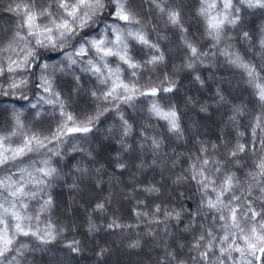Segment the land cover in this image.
Returning <instances> with one entry per match:
<instances>
[{"label":"snow or ice","instance_id":"1","mask_svg":"<svg viewBox=\"0 0 264 264\" xmlns=\"http://www.w3.org/2000/svg\"><path fill=\"white\" fill-rule=\"evenodd\" d=\"M143 2L153 5L165 27L171 26L178 34L175 48L182 51L183 60L173 63L171 72L163 69L168 67L173 50L166 51L160 43L168 36L137 11L134 0H10L5 8L14 13L15 25L11 39L0 47V129H5L0 130V264H30L29 253L56 242L69 230L52 220L57 208L53 190L73 173L80 179L104 171L103 164L92 169L83 163L95 159V150L82 144L88 143L106 114L118 121L106 130L118 138L114 167L137 170L130 174L132 187L125 197L138 193L154 199L164 196L162 181L168 169L159 158L168 155L164 152L166 141H181L186 134L191 135L172 102V95L179 91L176 77L180 72H191L203 87L206 81L199 69L217 67L218 57H223L224 66L238 70L253 107L243 100L235 102L217 86L214 102L227 107L217 139L196 135L195 152L176 154L171 150L176 155L172 168L181 163V156L187 161V168L176 175L172 185L194 182L199 194L195 211L182 203L179 210L168 208L163 201L153 203L151 212L144 211L145 201L136 199L139 207L135 215L151 217L153 223L163 225L164 255L158 264H264V25L246 30L249 16H264V0H198L196 22H202L203 29L199 33L185 26L184 0ZM153 34L157 39L151 38ZM238 41L248 45L245 52L237 48ZM253 48H258L255 61L246 58ZM53 55L60 59L52 61ZM65 74L74 82L67 98L59 87ZM152 74H156L155 79ZM85 76L94 79L92 87L82 86ZM73 93H86L94 108L75 110ZM10 97L24 105L4 107V99ZM141 99L148 101L145 119L162 122V132L150 123L137 128L126 111H136ZM185 102L191 103L193 98ZM200 111L206 113L208 107L201 105ZM249 115L251 119L242 124V118ZM145 150L153 156L151 165H145L141 158ZM73 154L82 159L65 172L63 164ZM245 157L252 161L247 171ZM145 167H160L162 180L139 182L137 176ZM100 183L96 181L97 186ZM67 187L76 195L84 191L76 180ZM178 195L183 198L185 193ZM88 198L91 200L92 193ZM111 200V195L97 200L91 213L105 212ZM91 213L87 216L89 233L100 230ZM185 215L191 217L184 228L192 236L190 241L176 238L168 223H179ZM104 226L131 227L116 217ZM148 234L155 233L150 230ZM63 243L72 253L83 251L82 242L74 237ZM128 246L139 248L141 241ZM185 249L187 259L181 255ZM107 251L101 248L97 255Z\"/></svg>","mask_w":264,"mask_h":264},{"label":"trees","instance_id":"2","mask_svg":"<svg viewBox=\"0 0 264 264\" xmlns=\"http://www.w3.org/2000/svg\"><path fill=\"white\" fill-rule=\"evenodd\" d=\"M9 2L10 0H0V47H3L11 39L15 25L14 13L5 11ZM134 4L137 11L145 19L150 18L153 24L158 25L161 33L168 36L167 41H160V43L162 48L166 51L169 48L173 50L169 56L168 67L163 69V71L171 72V65L173 63L179 64L183 60L182 51L175 48L178 34L174 32L171 26L165 27L163 19L158 17L153 5L143 2V0H134ZM184 4L185 26L188 27L192 33L202 32V22L197 24V18L195 16V9L199 6L198 0H184ZM247 25L246 30L253 31L258 29L261 25H264V16L259 14L256 16H249ZM5 28L7 32L2 31V29ZM151 38L153 40L157 39L155 34H153ZM236 44L237 48L242 53L248 48V45L243 41H238ZM203 46L204 49L207 50L206 42ZM257 51L258 48H253L251 52L247 53L246 58L253 61L257 60L258 57L255 56ZM137 55H139V53H137ZM59 59L60 57L56 55L51 57L52 61H58ZM217 65V67H200L199 74L206 81L203 87H201L198 82L194 81V74L191 72L183 71L176 77L179 81V91L172 95V102L177 105L181 113L182 124L186 128L191 129V135L186 134L185 139L181 141H174L171 143L166 141L164 152L168 155L159 158V162L168 169V171L164 172V176L167 174L169 179L168 181H162L166 188L165 195L159 199H154V197L138 193L134 194L132 197L118 199L119 195L125 194V192L132 187L130 174L131 172H135L136 169L132 167L130 170L124 171L114 167L112 158L115 152L119 150V144L117 143L118 138L116 136H110L106 130L109 125L118 123V121L112 114H106L101 118L102 122L97 126L94 132L89 135L88 143L82 144L84 147L95 150V159L92 161L85 159L83 163L92 169L103 164L104 171L100 174L92 172L90 175H92L94 179H87L85 176L77 179L79 174L73 173L67 176L63 182H58V185L53 190V195L57 201V208L54 211L52 220L58 227H66L69 230L66 231L62 237L58 238L56 242L48 246H40L37 250L29 253L27 260L30 264H46L52 259H61V255H66L72 260L71 263L69 262L66 264H158V261L161 260L164 255L163 243L165 238L163 225L153 223L151 217H137L135 215V209L139 206L136 204V199L145 201L147 207L143 208L144 211L151 212L153 203H161V201H163L165 207L168 208H176L179 210L180 203H182L185 208L195 211L199 201V194L196 192L194 182L178 186L172 185V180L175 179L176 175L187 168V161L185 156H181V163L175 168H172L171 161L176 158V155L173 154L171 150L175 149L176 154L195 152L198 145L195 144L193 136L196 135H199L201 139L205 140L210 139L215 141L217 139L225 117L223 116L217 119L215 115L219 112L222 114L227 113L226 106H214L215 102L213 97L217 86L224 89L226 94H229V98L235 102L243 100L249 103L250 108L253 107V104L250 103L253 98L250 97L249 91L246 90L241 82L238 70L224 66L223 57L217 58ZM152 76L153 79H155L156 74H152ZM210 78L212 79L209 80ZM221 78H223L224 81L238 80L237 85L239 90L233 92L229 84L224 82L221 83ZM94 82V79H89L85 76L81 84L84 88H90L93 86ZM144 82V80L141 81V83ZM72 86L74 87V82L71 75L65 74L59 81V87L63 90L66 98L71 92ZM188 97H192L193 102L186 103L185 101ZM13 104H16L15 97L4 99V107H11ZM71 104L77 111H91L94 108V105L86 93H81L80 95L73 93L71 96ZM147 104L148 101L141 99L137 101L136 111L131 109H126V111L134 119L137 128L141 123H150L157 131L162 132V122L157 121L155 118L145 119ZM22 105H24V102L16 104L17 107ZM201 105H206L208 107L206 113L200 111ZM48 111H51V108H48ZM249 119H251L250 115L242 118L241 123L246 124ZM30 120L31 117L29 116V120L26 121V123L30 122ZM54 123L55 119L52 120L53 126ZM190 124L198 125L197 130L192 129ZM203 127L206 131H202L201 128ZM225 131L231 130L226 129ZM231 135L234 136V132H232ZM98 147L99 150H97ZM141 158L145 165H151L153 156L150 151L145 150L141 154ZM81 159L82 157L76 154L68 157L63 164L64 171L68 172L71 169V165ZM245 162L247 167L244 171H247L248 168L251 167L252 161L245 157ZM147 168L148 167H145L142 171L143 173L137 177L139 182L147 184L149 182L162 180L160 167ZM233 170L237 171V175H242V171ZM73 180H76V182L80 184L81 189L84 190L81 197H77L76 193L70 191L67 187ZM97 180L101 181L99 186L96 184ZM180 192L185 193L183 198L179 197L178 194ZM88 193H92L91 200L88 198ZM109 195L112 196V200L110 203H106V211L103 213H91L92 204L97 200H103ZM73 197H75V202H73ZM86 209L87 211H85ZM89 213H91L93 220L99 226V231L92 233L88 232L87 216ZM113 217H116L120 223L130 225L131 227L107 229L104 225L110 222ZM190 219L191 217L185 215L179 223L174 220L168 222L170 230L175 234L176 238L185 237L186 240L189 241L192 239L191 235L184 232V228L188 225ZM150 230L155 234L149 235L148 233ZM73 237L82 242L83 251L80 253H72L64 247L63 241ZM113 237L118 239V242L122 245H126L125 250L122 249V246L119 247L121 248L119 249L121 251V253H119L120 255L118 254L119 250L116 249L115 243L112 241ZM137 239L141 241V247L130 248L128 245ZM168 242L172 243L171 238L168 239ZM153 243H157L158 245L151 248L149 245ZM173 247H175L174 244ZM101 248H106L108 251L105 252L103 256H98L97 253ZM112 250L115 252L114 258H111L112 256L109 255ZM132 255L136 257L132 259ZM181 255L184 259H187V249H185ZM192 255H195V253H192ZM189 264H191V262H189Z\"/></svg>","mask_w":264,"mask_h":264},{"label":"rangeland","instance_id":"3","mask_svg":"<svg viewBox=\"0 0 264 264\" xmlns=\"http://www.w3.org/2000/svg\"><path fill=\"white\" fill-rule=\"evenodd\" d=\"M212 78H210L209 80H211ZM228 81L229 80H226V81H224V83H226V84H229L228 83ZM232 82V84L231 85H229L230 86V88H231V90L233 91V92H235V91H237V90H239V88H238V80H232L231 81ZM214 106H218V104H216V103H214ZM215 117L218 119V118H222L223 117V115H222V113H218V114H216L215 115ZM206 126H207V124H206ZM190 127L192 128V129H194V130H197V128H198V125H193V124H190ZM200 128V127H199ZM202 129V131H206V129L203 127V128H201ZM97 150H99V147L97 148ZM167 164V163H166ZM152 167H148L147 169H151ZM137 170H135V172H136ZM143 172H141L139 175H141ZM138 175V176H139ZM137 176V177H138ZM87 179H94L93 178V176L92 175H87V176H85ZM168 175L166 174L165 176H164V181H168ZM77 197H81V195H76ZM120 198H122V199H125L126 197H125V195L123 194V195H119L118 196V199H120ZM112 241L115 243V246H116V249H121V248H119V247H121L122 246V249H124L125 250V248H126V245H122L121 243H119L118 242V239H116L115 237H113L112 238ZM158 244L157 243H153V244H151V245H149L151 248H154V247H156ZM149 248V247H148ZM119 253H121V251L119 250L118 251V254ZM110 256H112L111 258H114V255H115V252H114V250H112L111 252H110V254H109ZM120 255V254H119ZM123 255V254H122ZM136 256H133L132 255V259L133 258H135ZM61 259H57V260H55V259H52L51 261H48L46 264H66V263H71L72 262V260L71 259H69L68 258V256H66V255H61V257H60ZM123 258H125V257H123ZM125 259H127V258H125Z\"/></svg>","mask_w":264,"mask_h":264},{"label":"bare ground","instance_id":"4","mask_svg":"<svg viewBox=\"0 0 264 264\" xmlns=\"http://www.w3.org/2000/svg\"><path fill=\"white\" fill-rule=\"evenodd\" d=\"M248 26V25H247ZM249 27V26H248ZM253 30V29H252ZM85 82V81H84ZM71 85V84H70ZM73 87V86H72ZM240 97V96H239ZM241 99V98H240ZM246 100V99H245ZM249 102V101H248ZM213 139V138H212Z\"/></svg>","mask_w":264,"mask_h":264}]
</instances>
